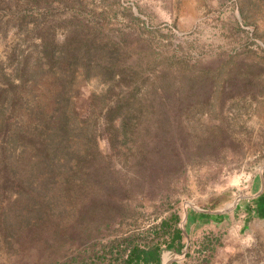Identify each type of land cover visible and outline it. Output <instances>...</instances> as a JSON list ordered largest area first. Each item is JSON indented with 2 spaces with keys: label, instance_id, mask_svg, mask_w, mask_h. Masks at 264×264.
Segmentation results:
<instances>
[{
  "label": "rangeland",
  "instance_id": "1",
  "mask_svg": "<svg viewBox=\"0 0 264 264\" xmlns=\"http://www.w3.org/2000/svg\"><path fill=\"white\" fill-rule=\"evenodd\" d=\"M71 35L103 47L101 62L78 47V72L64 78L79 116L93 97L102 105L108 76L97 65L115 44L141 91H156L127 119L153 150L137 165L123 118L108 123L95 108L101 159L86 167L114 185L32 240L10 241L0 226V264H120L111 249L122 238L159 242V264H264V0H0V74L22 81L20 124L32 108L49 110L62 83L37 68L42 43L59 50ZM25 64L39 70L26 83ZM84 176L80 207L95 180ZM173 212L181 241L167 248L159 226Z\"/></svg>",
  "mask_w": 264,
  "mask_h": 264
},
{
  "label": "trees",
  "instance_id": "2",
  "mask_svg": "<svg viewBox=\"0 0 264 264\" xmlns=\"http://www.w3.org/2000/svg\"><path fill=\"white\" fill-rule=\"evenodd\" d=\"M71 36L70 42L65 44L66 48L63 46L59 50L42 43L45 48L35 59L38 61L37 68L41 69L43 64L46 65L47 71L62 83L58 84L60 88L52 96L50 109L32 108L29 121L20 124L15 120L17 113L13 114L21 98L18 85L21 86L22 81L16 83L9 74H0V226L1 233L10 241L32 240L42 234L45 226L57 227L62 221L61 214L77 213L79 208L90 207L98 194L106 190L104 185H108V181L114 185L108 176H105L108 179L106 181L97 176L96 169L91 171L86 167L101 159L97 145L99 125L95 108L99 109L108 123L115 118H123L124 127H129L132 133V137L128 139L134 142L133 155L138 160L137 165L141 166L142 159L147 160L150 156L148 153L153 150V147L149 151L143 149L144 135L139 131L136 135L135 126L129 124L127 119L130 115H142L147 97L157 96L156 91H141L139 74L119 64L115 44L111 51L113 56L108 55L106 65H97L108 76L107 89L101 95L102 105L96 107V97H93L89 115L84 118L79 116L72 105L73 86L67 84L64 78L72 77L78 72L76 63L82 57L78 47H85L87 55L91 54L89 51L95 50L96 57H86L97 62L104 59L100 57L98 50L103 47L96 41ZM47 42L52 43L51 40ZM67 62L72 66L63 67V63ZM92 67L81 65V72L88 73ZM38 72L39 70H32L25 64L18 72L20 77H17H24L26 83L30 77H36ZM109 142L112 144L111 139ZM84 167L86 168L83 169ZM82 175L91 176L95 180L90 188L92 194L89 203L80 207L78 190L81 188ZM61 191L66 193V201L61 199ZM4 214L9 215V220L4 218ZM75 216L79 217L78 214ZM176 218L177 215L173 212L159 226L163 236L168 235L166 239L162 238L167 248H172L176 242L181 241L180 230L171 228ZM130 245L132 246L129 247ZM111 250L115 252V260L120 264L160 262L159 242L139 247L135 240L122 238L117 247Z\"/></svg>",
  "mask_w": 264,
  "mask_h": 264
}]
</instances>
